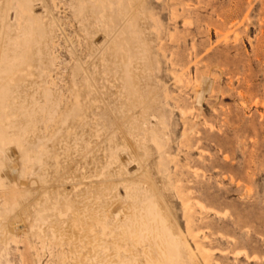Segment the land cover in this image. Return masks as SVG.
<instances>
[{
  "label": "rangeland",
  "instance_id": "obj_1",
  "mask_svg": "<svg viewBox=\"0 0 264 264\" xmlns=\"http://www.w3.org/2000/svg\"><path fill=\"white\" fill-rule=\"evenodd\" d=\"M0 20L23 63L0 68V264H264V0H0Z\"/></svg>",
  "mask_w": 264,
  "mask_h": 264
},
{
  "label": "bare ground",
  "instance_id": "obj_2",
  "mask_svg": "<svg viewBox=\"0 0 264 264\" xmlns=\"http://www.w3.org/2000/svg\"><path fill=\"white\" fill-rule=\"evenodd\" d=\"M126 18V17H125ZM1 21V20H0ZM121 23H123V22H121ZM5 22H1V25H3V26H5ZM6 27V26H5ZM5 27H4V29H5ZM36 28V27H35ZM26 30V29H25ZM36 31V30H35ZM26 33V32H25ZM32 34V33H31ZM37 35L35 34V37H36ZM45 36V35H44ZM43 36V37H44ZM32 38V37H31ZM34 38V37H33ZM37 38H38V36H37ZM37 38H36V40H37ZM46 39V38H45ZM17 40V39H16ZM37 42H38V40H37ZM36 42V43H37ZM41 43V42H40ZM28 44V43H27ZM29 44H30V42H29ZM39 45V44H38ZM31 47V46H30ZM18 48H19V46H18ZM18 48H14L13 49V53H11L10 54V56H8L7 54H4V55H2L3 54V50H1L0 49V68L2 67V66H4V68H5V72L4 73H2V79H3V81H5L6 83H8L9 85H11L12 84V82L14 81V79L16 78V77H18V74H20L19 72H21L22 70H23V68L22 67H18L17 65L18 64H23V63H21V51L19 50L18 51ZM24 48V47H23ZM22 48V49H23ZM28 50V49H27ZM17 51V52H16ZM27 53V52H26ZM34 53V52H33ZM35 54L37 55V58L39 59L38 61H40V66H39V68H41V69H43L44 68V65H46V62L42 59V50L40 49V48H37L36 50H35ZM34 54V55H35ZM35 55V56H36ZM105 57V56H104ZM103 57V58H104ZM25 59V58H24ZM27 62V61H26ZM25 62V63H26ZM28 63V62H27ZM26 63V64H27ZM31 64V63H30ZM108 67V66H107ZM27 69V68H26ZM1 70V69H0ZM44 71V70H43ZM28 72H29V69H28ZM0 73H1V71H0ZM22 73V72H21ZM4 82V83H5ZM56 94V93H55ZM44 95H46V94H44ZM48 95V94H47ZM46 98V97H45ZM44 98V99H45ZM10 101V100H9ZM77 101V100H76ZM7 102H8V100H7ZM78 102V101H77ZM12 103V102H11ZM1 105V104H0ZM6 105V104H5ZM4 108H5V106H4ZM57 108V107H56ZM10 110V109H9ZM13 116V115H12ZM2 122V121H1ZM0 122V123H1ZM3 123V122H2ZM3 127V126H2ZM14 128V127H13ZM22 130V129H21ZM26 130V129H25ZM32 130V129H31ZM30 130V131H31ZM34 130V129H33ZM15 131V130H14ZM20 131V130H19ZM1 132H3V131H1ZM15 132H17V130L15 131ZM6 133V132H5ZM26 133V132H25ZM6 135V134H5ZM4 135V136H5ZM4 136H2V137H4ZM2 137L0 138V139H2ZM12 137H13V135H12ZM28 137V136H27ZM16 139V138H15ZM1 141V140H0ZM10 141V140H9ZM27 141H28V139H27ZM4 143H5V141H3ZM17 144H19V143H17ZM17 146V145H16ZM26 147V146H25ZM22 150V149H21ZM23 151V150H22ZM27 153V152H26ZM3 155V154H2ZM26 156V155H25ZM22 158V157H21ZM27 158V157H26ZM30 158V157H29ZM26 161H27V159H26ZM22 163H23V161H22ZM23 165V164H22ZM154 207V206H153ZM158 208V207H157ZM160 211V210H159ZM157 213V212H156ZM160 214V213H159ZM156 216H158V215H156ZM136 219V218H135ZM156 219V218H155ZM160 219H161V217H160ZM159 220V219H158ZM133 222V221H132ZM169 222V221H168ZM137 223H138V221H137ZM164 223H165V221H164ZM134 224H135V222H134ZM136 225H138V224H136ZM133 226H135V225H133ZM168 227V226H167ZM175 227V226H174ZM137 228H138V226H137ZM137 228H135V231H136V229ZM169 228V227H168ZM170 231V230H169ZM136 232H138V231H136ZM159 234V233H158ZM160 234H161V232H160ZM171 234V233H170ZM134 235V234H133ZM139 235V234H138ZM141 235V234H140ZM139 235V236H140ZM174 234H172V236H173ZM133 237V236H132ZM171 238V237H170ZM173 238V237H172ZM166 239V238H165ZM171 241H172V239H170ZM183 240V239H182ZM167 241V240H166Z\"/></svg>",
  "mask_w": 264,
  "mask_h": 264
}]
</instances>
